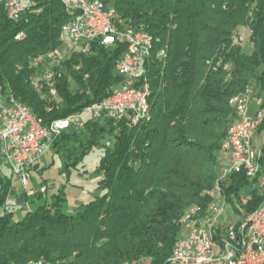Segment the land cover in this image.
Wrapping results in <instances>:
<instances>
[{
    "label": "trees",
    "instance_id": "obj_1",
    "mask_svg": "<svg viewBox=\"0 0 264 264\" xmlns=\"http://www.w3.org/2000/svg\"><path fill=\"white\" fill-rule=\"evenodd\" d=\"M91 1L113 8L121 27L149 34V117L137 125L86 117L83 128L71 127L56 139L52 150L66 152L68 170L74 155L104 149L98 165L102 194L73 215L62 210L61 191L14 219V206H6L10 195L19 205L45 194L12 189L11 169L5 165L9 173H3L0 165V264H168L185 213L195 207L204 213L211 201L205 193L214 186L236 118L231 99L253 87L264 99V0ZM21 2L18 21L0 2V88L6 97L49 125L123 84L116 66L126 43L94 41L88 53H74L56 71L52 98L32 61L61 46L70 15L63 0ZM245 28L252 49L235 42ZM161 50L166 54L157 58ZM258 131L264 132V122ZM232 181L230 191L248 188L244 177ZM250 194L248 213L264 203V187Z\"/></svg>",
    "mask_w": 264,
    "mask_h": 264
},
{
    "label": "built area",
    "instance_id": "obj_2",
    "mask_svg": "<svg viewBox=\"0 0 264 264\" xmlns=\"http://www.w3.org/2000/svg\"><path fill=\"white\" fill-rule=\"evenodd\" d=\"M0 2L8 18L18 21L23 10L21 0ZM63 4L70 18L60 31L61 46L49 54L36 56L32 61L33 65L34 62H43L42 79L52 80L66 60L74 53H88L94 41L107 46L119 42L109 37V26L120 27L122 32L127 33V40L122 42L134 47V55L123 54L119 60L116 70L123 78V84L112 94L79 113L56 119L49 125L32 121L25 108L18 105L13 96L6 97L0 88V157L5 159L6 165L11 169L12 189L18 186L26 189L30 184L33 166L52 150L56 139L63 132L71 127L83 128L87 114L90 113L94 120L109 118L116 123L125 121L134 125L135 119H138V114H141L149 100V96H145L143 84L145 54L154 50L149 34L143 30L129 31L128 26L121 27V21L117 17H109L107 6L101 1L63 0ZM98 6H106V13H98ZM241 37H246L244 32L238 35V44ZM165 54V50L158 51L157 58H163ZM49 93L51 97H57V89L49 90ZM258 101L254 88H251L237 99L233 107L238 112V121H234L230 138L226 140L225 149H222L223 154H228V166L220 167L219 193L212 195L213 207H218V215L202 225L180 221L182 228L186 229V236L180 238L178 256L170 258L168 264H224L221 253L229 249V244L238 243L237 230H231V209L226 204V196L227 193H235L239 204L246 199V196L238 197L240 189L230 191V186L234 176L244 177L249 181L252 162L249 161L250 151H245L244 141L246 136H250L260 113H264L263 107L251 113V104ZM63 177L66 178V174ZM39 192L46 194L47 187H41ZM208 195H211L210 191ZM16 204L14 198H7L6 206ZM242 227L252 230L251 251L247 256L236 255L232 264H264V212L250 216V223L243 224ZM216 236H224V246L216 245Z\"/></svg>",
    "mask_w": 264,
    "mask_h": 264
},
{
    "label": "rangeland",
    "instance_id": "obj_3",
    "mask_svg": "<svg viewBox=\"0 0 264 264\" xmlns=\"http://www.w3.org/2000/svg\"><path fill=\"white\" fill-rule=\"evenodd\" d=\"M242 32L245 33L246 37L240 38V45L249 48L251 46L249 45L250 43L248 39L249 31L245 28L242 29L240 33ZM240 33H236L237 39ZM253 88L256 96L258 97V89H256L255 87ZM262 100L264 101V99ZM86 117H91V114H87ZM109 140V137H107L104 143L108 144ZM103 152V147H95L85 155H74L70 160L72 165L70 166L69 170L65 165V162L69 161L65 151L57 153L54 150H50L46 154H44V156L38 162L37 170H32L30 184L28 187H26V190L29 194H34L35 192L39 191L42 186H45L47 187V193L43 195L41 199L30 197L28 203L14 206V219H22L28 209H35L41 204L52 202L55 195L60 194L61 191L63 197L65 198L62 201V210L70 215L75 214L79 206L92 201L97 196H100L102 194V191L98 189V184L102 179V173L98 171V165ZM76 156L77 159H74ZM222 159V163L221 161L220 163L218 162V171L220 170V167H223L226 163V158ZM0 165L3 173L8 174L9 171L5 167L6 161L4 158L0 157ZM64 174L67 175V178L63 177ZM260 178H264V175L262 173ZM256 183L249 182L248 188H242L239 191L238 197L248 195L251 196L250 193L254 192L255 190L261 189L257 187ZM10 196L11 198H13L12 195ZM236 201L238 202V200ZM231 203L233 207L235 206V204H237L233 200ZM246 206L241 207V210L246 211ZM237 210H239L240 212V209L237 208ZM184 231L185 230L182 228L180 237L185 234Z\"/></svg>",
    "mask_w": 264,
    "mask_h": 264
},
{
    "label": "bare ground",
    "instance_id": "obj_4",
    "mask_svg": "<svg viewBox=\"0 0 264 264\" xmlns=\"http://www.w3.org/2000/svg\"><path fill=\"white\" fill-rule=\"evenodd\" d=\"M98 13H106V6H98ZM107 13L109 14V17H116V12L113 8L107 7ZM128 29H129V31H136L132 28H128ZM109 37L113 38L116 41H119V40L125 41V40H127V33L122 32V30L120 28H118L117 26H109ZM235 42L237 45H240V44H238L237 37L235 39ZM52 51H56V49L51 50L46 54H49ZM152 52H153V50H150V51H148L147 54H145V74H146V66L152 58ZM125 54L126 55H134V47L133 46H127V50H126ZM33 66L36 68H40L42 70L43 69V62H34ZM40 81H39V83H41ZM43 81H45L50 86L49 90L56 89L54 87V76L52 77V80L51 79H43ZM143 84H144L145 96H149V99H150L151 86H150L149 80L145 77V75H143ZM40 85L36 83L35 87L40 89L41 88ZM42 86H43V84H42ZM242 96H243V94H240V95H237L231 99L230 105L232 106V108L235 106L237 99L242 97ZM52 98H56V97H52ZM17 104L22 105V107L25 108L26 113L29 114L30 119L32 121H37V123H39V121L36 119V117L33 115L31 110L27 106L23 105L22 103H19L18 101H17ZM234 111L236 114L235 121H238V112H236V109H234ZM149 114H150V105H149V100H148V102L145 104V108H142L141 114H138V119H135L134 125H137L140 122H142L143 120H145L147 117H149ZM263 122H264V113H260L258 122H256V125L254 126L252 131H250V136H246L245 141H244L245 151H250L249 161L252 162V169L249 173V182H253V183L258 182V183H256L257 187L261 188V189L264 187V178H260L261 173H262V169H261V158H262V156H260L261 152L257 151L255 149V147L253 145V139H254V136H255L258 128L261 126V124ZM233 125H234V122L231 124V126L229 128L228 137L226 140H228L230 138V132H231ZM225 144H226V141L223 145V149H225ZM223 156H224V158H226V161H225L226 163L223 167H226V166H228V154H223ZM219 172H220V170L218 171V173L216 175L214 186L210 190L211 195H208V191L205 193L206 195L209 196V198L211 200L206 211L204 213H201L197 207L190 209L189 211H187L185 213V215L181 219V221L185 220V224H191V225L206 224L207 222L212 220L213 216L218 215V207H213L212 195H218V193H219V189H220V181H218ZM236 198H237V196L235 193H227L226 204H229V208L231 209V230H237V242L238 243L229 244V249L225 250V253H221V260H224V264H232V259H236V255L237 256L249 255V253L251 251L252 230H247L245 227H242V226H243V224L250 223V216L260 215L264 212V203L260 207H258L256 210H254L250 213H248L247 211L241 210V207L246 206L251 201L252 197L250 195L246 196V199L241 201V203H240L241 205H239V200ZM232 200L237 203V204H235L236 207L235 206L233 207V205L231 203ZM236 200H238V202ZM237 208L240 209V212H239V210H237ZM236 219H238V220H236ZM184 230H185L184 231L185 234L180 238H185L186 229H184ZM179 244H180V239L178 240V242L175 245V248H174V251H173L171 258L178 256ZM216 245L217 246H224V236H216Z\"/></svg>",
    "mask_w": 264,
    "mask_h": 264
},
{
    "label": "crops",
    "instance_id": "obj_5",
    "mask_svg": "<svg viewBox=\"0 0 264 264\" xmlns=\"http://www.w3.org/2000/svg\"><path fill=\"white\" fill-rule=\"evenodd\" d=\"M252 49V45L249 47ZM248 48V49H249ZM264 101L260 98L258 102H254L251 104V113H255L260 107H262V104ZM253 145L257 151H260L262 153L263 157V146H264V132H260L257 130L254 139H253ZM223 156V150L219 154L218 161L222 163L224 156ZM261 169H262V174L264 175V163H262V158H261Z\"/></svg>",
    "mask_w": 264,
    "mask_h": 264
}]
</instances>
